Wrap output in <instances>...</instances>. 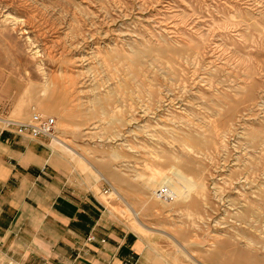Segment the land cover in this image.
<instances>
[{
  "label": "rangeland",
  "instance_id": "obj_1",
  "mask_svg": "<svg viewBox=\"0 0 264 264\" xmlns=\"http://www.w3.org/2000/svg\"><path fill=\"white\" fill-rule=\"evenodd\" d=\"M33 114L160 262L264 264V0H0V120Z\"/></svg>",
  "mask_w": 264,
  "mask_h": 264
},
{
  "label": "crops",
  "instance_id": "obj_2",
  "mask_svg": "<svg viewBox=\"0 0 264 264\" xmlns=\"http://www.w3.org/2000/svg\"><path fill=\"white\" fill-rule=\"evenodd\" d=\"M2 126L0 264H166L45 141Z\"/></svg>",
  "mask_w": 264,
  "mask_h": 264
},
{
  "label": "built area",
  "instance_id": "obj_3",
  "mask_svg": "<svg viewBox=\"0 0 264 264\" xmlns=\"http://www.w3.org/2000/svg\"><path fill=\"white\" fill-rule=\"evenodd\" d=\"M4 129L13 131V133L19 137H25L31 140H43L47 141L55 137L56 122L54 118L44 117L39 114H33L27 121L19 122L13 120H0ZM104 196H109L112 194V188L107 185V187L102 190ZM159 199L164 200L161 194H158ZM88 240H93L89 238ZM125 264H135L133 258L126 261Z\"/></svg>",
  "mask_w": 264,
  "mask_h": 264
},
{
  "label": "bare ground",
  "instance_id": "obj_4",
  "mask_svg": "<svg viewBox=\"0 0 264 264\" xmlns=\"http://www.w3.org/2000/svg\"><path fill=\"white\" fill-rule=\"evenodd\" d=\"M11 24V23H10ZM12 25V24H11ZM53 142H58V140L54 137L53 139H51ZM67 146V145H66ZM92 169H93V167H92ZM93 171H94V169H93ZM95 172V174L100 178V179H102L103 181L105 180V178L103 177V175L101 174V173H99V172H97V171H94ZM168 183V182H167ZM168 184H170V183H168ZM116 193V196H117V198H118V200H120L126 207H128L129 209H130V211L132 212V214H133V216H134V219L136 220V222H138V224L142 227V228H144L145 230H147V231H150V232H155V231H153V229L151 230V228H149V226L147 227V226H145L144 224H142L139 220H138V215L135 213V211H134V209L130 206V204L129 203H127L126 201H125V199L120 195V194H118L117 192H115ZM162 233L164 234V232L162 231ZM167 233V232H166ZM165 233V234H166ZM169 238L171 239V241H172V243L178 248V250H180V251H182L183 252V254L187 257V258H189L191 261H193L195 264H197V263H199V262H197L194 258H193V253H189V252H187L185 249H184V247L181 245V244H179V242L173 237V236H170L169 235ZM173 245V246H174Z\"/></svg>",
  "mask_w": 264,
  "mask_h": 264
}]
</instances>
